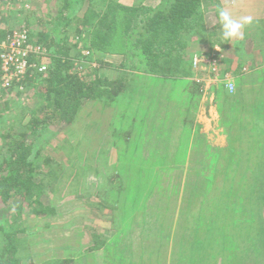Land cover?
I'll list each match as a JSON object with an SVG mask.
<instances>
[{
	"label": "rangeland",
	"instance_id": "rangeland-1",
	"mask_svg": "<svg viewBox=\"0 0 264 264\" xmlns=\"http://www.w3.org/2000/svg\"><path fill=\"white\" fill-rule=\"evenodd\" d=\"M34 1L33 8L37 4L44 14H40L42 19L49 21L47 15L52 14L58 0ZM115 1L126 6L130 0ZM202 9L210 17L220 7L208 0ZM13 11L16 10L10 7L2 11L7 17L0 21L3 27L12 28L20 21ZM36 18H31V24ZM254 31L261 34L255 39L262 41L253 39L254 44L264 51V24ZM197 40L200 38L193 41ZM116 57L109 58V63L119 62ZM223 73L222 82L212 86L223 87L224 79H232ZM100 75L113 80L122 74L102 68ZM252 76L264 81V70ZM138 81L147 83H141L142 97L130 104L129 111L127 107H92L88 102L91 110L82 114L84 124L66 126L51 142V157L57 163L67 162V175L73 173L63 177L64 199H56V216L26 220L30 237L19 246L22 264H62L66 260H74L75 264H237L239 258L235 255L245 248L239 242L248 230L252 237H258L257 242L264 240V200L258 209L253 208L247 187L251 186L249 172L259 174L264 182V128L256 125L258 118L253 120L264 109V83L256 91L239 79L237 92L221 106L223 96L214 95V87L206 83L195 84L191 79L175 83L157 76H141ZM168 89L172 90L169 99L167 93L159 92ZM17 90L8 100L12 109L5 111V101L0 102V113L5 111V117H16L20 112L12 107L15 104L34 107L39 102L33 96L36 89L24 93ZM120 118H127L129 126L125 131H129L116 139ZM248 120H253L250 127L240 126L241 121ZM82 128L83 135L78 140L77 130ZM70 130L71 139L79 141L76 151L68 138ZM110 181L117 186L115 189L125 192L107 200ZM136 184L146 190L138 210L129 214L122 201ZM232 185H242L239 196H235V189L227 195ZM256 194L254 197L259 196V192ZM151 213L155 215L149 216ZM158 214L165 217L159 218ZM98 240L105 243L102 249L94 248L93 242ZM120 251L130 253L122 256ZM257 260L264 264V256Z\"/></svg>",
	"mask_w": 264,
	"mask_h": 264
},
{
	"label": "trees",
	"instance_id": "trees-1",
	"mask_svg": "<svg viewBox=\"0 0 264 264\" xmlns=\"http://www.w3.org/2000/svg\"><path fill=\"white\" fill-rule=\"evenodd\" d=\"M4 1L0 0V21L6 20L2 11L9 7L19 10L12 14H18L20 21L12 28L7 25L3 27L1 23L0 43L9 39L15 31L23 32L26 28L28 43L40 49V52L32 53L27 58L33 67L23 80L24 89L21 91L36 89L33 96L38 97L39 102L34 107L15 104L12 107L20 112L10 118L5 117V111L12 109L8 106L11 102H6L3 104L5 111L0 113V264H22L19 246L30 237L26 220L29 217L45 220L56 216V199H64L61 191L65 187L61 185L73 173L71 171L67 175V162L57 163L51 157V142L66 126L79 127L83 123L84 111L91 110L88 102L92 103V107L111 106L121 110L127 107L129 111L130 104L142 97L139 92L142 90L141 83H147H139L141 76H157L173 81L191 77L194 70V59L190 57L193 39L200 38L211 45L221 41L216 31L206 29L202 9L206 0H160L155 8L145 3L146 0H137L133 6H123L115 0H58L53 5L55 9L52 14L47 15L49 21L42 19V11L37 4L33 8L34 0H20L18 5L15 3V6L8 7ZM212 2L215 3V0ZM32 17H38L34 25L30 22ZM261 21L264 24V16ZM73 37L76 41L71 40ZM196 55L213 60L211 53L207 56ZM113 56H118L119 62L109 63V58ZM94 63L96 66H93ZM102 68L115 70L122 75L113 80L102 78ZM222 85H217L214 92L219 97L223 96L221 102L224 104L221 106H225L234 94H229ZM260 111L262 115H254L253 120L255 122L258 118L256 125L264 128V109ZM253 120H248V124L241 121L240 126L250 127L249 122ZM72 130L68 131L70 134L67 136L76 151L79 141L75 143V138L71 139ZM77 131L78 140H81L84 130ZM260 157L263 156L260 154ZM247 174L248 170L241 182H244ZM249 174L251 186L247 187L250 205L258 209L257 206L264 200V182L259 174ZM110 182V192L105 197L107 200L125 192H121L120 188L115 189L117 186ZM132 187L122 201L125 212L129 214L138 210L142 192L146 190L140 184ZM232 189H235V196H239L243 190L242 185H232L227 195L232 194ZM257 192L259 196L254 197ZM157 217L164 218L165 215L158 214ZM160 221L162 225L163 221ZM153 222L155 227V219ZM251 233L248 230L239 242L245 248L241 254L235 255L239 258L237 264H259L257 259L264 256V240L260 238L257 242L258 237L255 239ZM93 243L96 249H102L105 244L99 240ZM120 253L126 256L130 251ZM74 262L66 260L62 264Z\"/></svg>",
	"mask_w": 264,
	"mask_h": 264
},
{
	"label": "crops",
	"instance_id": "crops-1",
	"mask_svg": "<svg viewBox=\"0 0 264 264\" xmlns=\"http://www.w3.org/2000/svg\"><path fill=\"white\" fill-rule=\"evenodd\" d=\"M160 0H155V7H157L160 3ZM208 1V0H206ZM205 1V2H206ZM220 8H225L229 10L233 16V18L239 19L241 16L250 15L253 18V22L246 26L244 29V38L239 40H230L226 41L222 39V36L220 32L222 31L221 26L219 25L218 16L217 14H214V16H208L207 12L204 13V19L207 22L206 23V29L207 31H216L219 36V40L221 43L216 42L213 45L209 44L206 40L200 39L196 42L197 46L194 45L192 52L190 53V57L194 59V55L201 54L207 56L209 53H211V56L213 57V60H216V63H218V71L217 74L214 71V67L212 64H203L198 68L194 66L193 75L191 77L185 78L186 80H192L195 82V84L198 82L199 84L204 85L205 83L212 86L214 83L222 82L220 80L223 72H226L229 76L232 77V79L229 78L230 82H235L234 90L228 91V88L225 85L226 91L229 94H234L237 92L236 88L238 87L239 79L241 80L242 84H248L249 86H252L253 89L256 91H260V86L264 83L263 80H256V77L252 76L253 73H262L260 71L264 70V51L260 50V48L257 47L256 43L254 44L255 38L258 36L261 37L260 32L254 31L259 28L260 23L262 22L261 19L264 16V0H215ZM153 4L154 1H148V4ZM159 3V4H157ZM214 3V2H213ZM134 0L128 1V4H125L126 6H133ZM211 9V8H210ZM213 9V7H212ZM218 11V9H217ZM204 12V10H203ZM218 13V12H217ZM196 40V39H193ZM257 43H261L262 41L256 40ZM250 45V46H249ZM219 46V47H218ZM191 49V45H190ZM208 53V54H207ZM189 57V58H190ZM212 61V60H211ZM246 61H250L247 63ZM247 64L250 65V68L248 69ZM248 70H250L248 72ZM246 71V72H245ZM254 71V72H251ZM248 72L249 75H246ZM216 75H219L220 77H216ZM236 75V77H235ZM246 75V76H245ZM249 76V77H248ZM261 75H259L260 77ZM240 77V78H239ZM234 79V80H233ZM236 79L238 81L236 82ZM246 79V80H245ZM244 80V81H243ZM175 82V81H173ZM178 83V82H175ZM225 83V82H224ZM197 86V85H196ZM216 88L217 85H213L212 88ZM211 88V89H212ZM213 88V90H214ZM210 89V88H209ZM208 89V90H209ZM207 90V89H206ZM160 93H167V98H171L172 90H162L159 91ZM185 95H188L186 92ZM215 95V94H214ZM116 114V113H115ZM117 115H115L116 117ZM117 118V117H116ZM118 119V118H117ZM121 119V118H120ZM127 118H124L123 120H119L120 130H115V137L116 139H121V136L123 137L124 132L126 128H128L129 123L127 122ZM131 125V124H130ZM113 126V125H112ZM116 128V127H115ZM144 131V130H142ZM125 136V135H124ZM120 137V138H119ZM127 138V137H126ZM154 146V145H152Z\"/></svg>",
	"mask_w": 264,
	"mask_h": 264
},
{
	"label": "built area",
	"instance_id": "built-area-1",
	"mask_svg": "<svg viewBox=\"0 0 264 264\" xmlns=\"http://www.w3.org/2000/svg\"><path fill=\"white\" fill-rule=\"evenodd\" d=\"M15 1L19 2L20 0H6L4 3L9 6H15ZM26 30L27 29L25 28V32L15 31L9 39L0 43V61L2 72L0 74V102H8L11 97V92L17 89L20 91L24 89L23 80L29 76V71L33 67V65L28 63L27 58L32 53L40 52L39 48H36L28 43ZM193 62L194 66L198 69L201 65L210 63L215 68L214 71L217 74L218 63H216V60L211 61L204 56H195ZM224 80L225 82L230 81L229 79ZM22 83L23 85H21ZM232 90H234V87Z\"/></svg>",
	"mask_w": 264,
	"mask_h": 264
},
{
	"label": "clouds",
	"instance_id": "clouds-1",
	"mask_svg": "<svg viewBox=\"0 0 264 264\" xmlns=\"http://www.w3.org/2000/svg\"><path fill=\"white\" fill-rule=\"evenodd\" d=\"M222 39L226 41L239 40L244 38V29L253 22L250 15L241 16L239 19L233 18L231 12L225 8H220L217 13ZM219 47V46H218ZM229 90L234 87L232 82L225 83Z\"/></svg>",
	"mask_w": 264,
	"mask_h": 264
}]
</instances>
